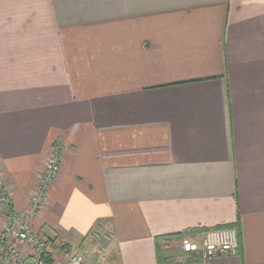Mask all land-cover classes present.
I'll use <instances>...</instances> for the list:
<instances>
[{
  "label": "crops",
  "instance_id": "obj_1",
  "mask_svg": "<svg viewBox=\"0 0 264 264\" xmlns=\"http://www.w3.org/2000/svg\"><path fill=\"white\" fill-rule=\"evenodd\" d=\"M53 144L61 173L33 229L64 253L96 264L82 238L98 224L108 264H158V236L174 264H264V0H0L17 207ZM237 221L235 255L175 244Z\"/></svg>",
  "mask_w": 264,
  "mask_h": 264
},
{
  "label": "built area",
  "instance_id": "obj_2",
  "mask_svg": "<svg viewBox=\"0 0 264 264\" xmlns=\"http://www.w3.org/2000/svg\"><path fill=\"white\" fill-rule=\"evenodd\" d=\"M59 171V150L52 148L47 156L42 178L39 180L38 189L32 197L33 211L39 204L46 201L48 186L53 182ZM0 205L2 214L8 221L10 236L19 242H23L21 249L16 250L12 246L4 247L0 243V255L7 264H44L42 254L45 253L44 243L31 234L28 228V219L23 222L16 216L9 200V192L5 184L0 180ZM32 214H29L30 216ZM113 241V234L101 225H95L82 238L83 247L89 254L96 258V264H108L107 255ZM27 246V254L23 247ZM180 246L187 252H197L203 259L217 256L235 255L239 247L237 230L233 227L203 230L200 233L184 236L180 239ZM52 264H85V254L72 253L63 262Z\"/></svg>",
  "mask_w": 264,
  "mask_h": 264
},
{
  "label": "rangeland",
  "instance_id": "obj_3",
  "mask_svg": "<svg viewBox=\"0 0 264 264\" xmlns=\"http://www.w3.org/2000/svg\"><path fill=\"white\" fill-rule=\"evenodd\" d=\"M52 148H56L59 150V171L56 175V177L54 178L53 182L48 186V190H47V196L46 201H44L43 203L39 204L38 207L36 208L35 211H33V201H32V197L35 195L37 189H38V183L39 180L42 178V174L44 171V167H45V163L47 161V156L50 153V151L52 150ZM63 152V149L61 146L53 144L49 150H47V152L45 153V156L42 160V163L38 166V168L36 169L35 173H34V184H33V188L30 192V195L28 196L27 200H26V204L23 207H17L14 202L11 199V194L8 190L7 187V183H6V179L3 175V173L1 172L0 169V180L5 184L6 189L9 192V200H10V204L12 206V208L15 209V213L16 216L23 222L24 220L28 219V228H29V232L31 234H35L36 237L39 239V241L41 240L44 245H45V253L49 252L51 255H54L53 261L54 262H65L69 256H71V254L73 253H64V249H65V245L61 244L59 241L60 240H56L55 238H45L43 237L38 231L33 229V221L36 218V216L38 215L39 212H41L42 210H44L45 208H47L50 204V199H49V192L51 190V188L54 186V184L56 183L60 173H61V166H62V160H61V154ZM29 214H32L30 216H28ZM9 226H8V221L5 218V215L2 214V207L0 205V243L6 247L8 246H12L13 248H16V250H20L21 246L23 244V242H19L17 240H15L13 237L10 236V232H9ZM176 246H180V240L177 242L176 241ZM64 246V247H62ZM29 248H27V246L23 247V252H25L27 254ZM110 251V249H109ZM92 255V254H91ZM94 257V256H93ZM0 264H7L6 260L3 258V255H0Z\"/></svg>",
  "mask_w": 264,
  "mask_h": 264
},
{
  "label": "trees",
  "instance_id": "obj_4",
  "mask_svg": "<svg viewBox=\"0 0 264 264\" xmlns=\"http://www.w3.org/2000/svg\"><path fill=\"white\" fill-rule=\"evenodd\" d=\"M238 221L233 224V225H221L217 228H227V227H233L235 229L238 230ZM217 228H214V229H217ZM198 230H188L186 232H184L185 234H193V233H196ZM184 236H187V235H184ZM182 238V237H181ZM170 238L167 237V236H158L155 238V242H156V257H157V263L158 264H174L175 261L173 260H169L167 258H165L163 256V249L164 247L166 246L167 244V241L169 240ZM64 247V246H62ZM42 259H43V262L44 264H52L53 262V258H52V255L49 253V252H46V253H43L42 254Z\"/></svg>",
  "mask_w": 264,
  "mask_h": 264
}]
</instances>
